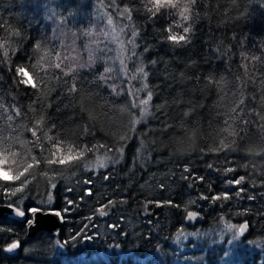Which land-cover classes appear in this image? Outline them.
I'll return each instance as SVG.
<instances>
[{
	"label": "trees",
	"instance_id": "trees-1",
	"mask_svg": "<svg viewBox=\"0 0 264 264\" xmlns=\"http://www.w3.org/2000/svg\"><path fill=\"white\" fill-rule=\"evenodd\" d=\"M102 13L126 27L124 70ZM0 152L33 165L0 180L25 214L0 218V264H143L194 228L264 231V0H0ZM34 209L58 233L27 237Z\"/></svg>",
	"mask_w": 264,
	"mask_h": 264
},
{
	"label": "rangeland",
	"instance_id": "rangeland-1",
	"mask_svg": "<svg viewBox=\"0 0 264 264\" xmlns=\"http://www.w3.org/2000/svg\"><path fill=\"white\" fill-rule=\"evenodd\" d=\"M102 17L103 36L109 45L110 53L115 56L113 61L115 59L116 65L124 70L121 42L126 27L121 24V20L117 21L120 18L116 20L105 13H102ZM57 214L60 216L59 212ZM237 227L238 225L232 222L223 221L216 227L194 228L179 238L174 245L175 250L169 251L168 260L159 256L144 258L142 262L143 264H242L244 259L248 258L255 264H262L264 231L258 232L259 227H255L253 234L246 238L238 235Z\"/></svg>",
	"mask_w": 264,
	"mask_h": 264
},
{
	"label": "water",
	"instance_id": "water-1",
	"mask_svg": "<svg viewBox=\"0 0 264 264\" xmlns=\"http://www.w3.org/2000/svg\"><path fill=\"white\" fill-rule=\"evenodd\" d=\"M22 212L16 207L10 206L8 204L0 203V218L7 215L16 220H23L25 214L19 215ZM194 214V215H190ZM204 220L203 214L198 209H193L188 211L184 217V224L186 226H196L202 223ZM61 225V217L57 214L55 210H41L34 209L31 211L29 216V221L26 224V236L33 237L37 232H45L50 235L58 233ZM244 231L241 232V227L245 226ZM237 232L240 237H244L249 232V226L246 221H241L238 224Z\"/></svg>",
	"mask_w": 264,
	"mask_h": 264
},
{
	"label": "snow or ice",
	"instance_id": "snow-or-ice-1",
	"mask_svg": "<svg viewBox=\"0 0 264 264\" xmlns=\"http://www.w3.org/2000/svg\"><path fill=\"white\" fill-rule=\"evenodd\" d=\"M151 3H152V6L153 8L156 9V11H159V9L161 7H165V6H171V7H176L177 5V0H151ZM151 11V9H149ZM127 11V10H126ZM188 12V7L185 6L180 15L183 16V18L185 20L188 19L186 13ZM111 22V21H110ZM169 31H171V29H169ZM184 32H188V28H185L184 29ZM169 40H172V41H175V42H179L181 40H184L185 37L183 35L177 37L175 35H170L168 37ZM56 67L58 68L59 65L57 64ZM19 72H21L23 75L25 76H28V74L23 70V69H19L18 70ZM141 71H143V69H141ZM22 83L28 85V84H31L32 87H35L36 85L34 83H32V80H31V77H28L27 79L23 80ZM149 99H151V95L149 94ZM143 104L147 105L148 101L145 100V101H142ZM35 135V133H33ZM59 147L57 146V151H59ZM12 155H15L14 153ZM53 155H56V153H53ZM80 155H82V153H80ZM0 165H5V164H8L9 163V160H8V157L5 156L4 152H0ZM79 157L77 155H73L72 154V150L69 149L68 150V154L67 155H64L61 159H59V163L60 164H65L67 162H70L72 161L73 159H78ZM56 161L55 160H50L49 163H55ZM33 165L29 164L27 166V168L24 169V172H27L29 168H32ZM11 168H8L7 170L4 168V167H0V180L2 181H12V180H19L20 179V176L24 175V172H21L19 173L18 175H12L11 174ZM229 171H231V169H229ZM243 179V177H241L240 179L236 180L235 183L236 184H239L241 182V180ZM20 189H17V191H19ZM224 198H227L226 196ZM214 199H220V197H214ZM102 212V210H101ZM19 215H23V212H19L18 213ZM103 214V212H102ZM190 215H194V214H190ZM246 227L243 226L241 227L240 231L243 232L244 231V228ZM12 248H15L17 247L16 244H13L11 245Z\"/></svg>",
	"mask_w": 264,
	"mask_h": 264
}]
</instances>
